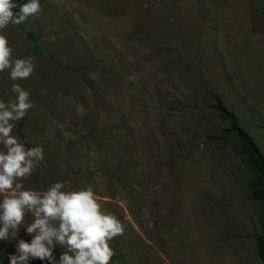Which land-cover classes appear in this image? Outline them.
<instances>
[{
  "label": "rangeland",
  "instance_id": "rangeland-1",
  "mask_svg": "<svg viewBox=\"0 0 264 264\" xmlns=\"http://www.w3.org/2000/svg\"><path fill=\"white\" fill-rule=\"evenodd\" d=\"M40 3L3 30L12 59L35 65L28 79L0 73V100L15 99L13 83L30 93L25 147L43 149L25 188L91 186L123 227L109 264H264L263 203L213 106L215 94L264 157V0ZM29 222L18 238L30 241ZM14 252L0 241V264Z\"/></svg>",
  "mask_w": 264,
  "mask_h": 264
},
{
  "label": "clouds",
  "instance_id": "clouds-1",
  "mask_svg": "<svg viewBox=\"0 0 264 264\" xmlns=\"http://www.w3.org/2000/svg\"><path fill=\"white\" fill-rule=\"evenodd\" d=\"M40 11V0L23 4L0 0V73L10 70L12 81L30 78L35 65L32 57L12 59L3 30ZM11 91L16 94L14 100H0V145L4 149L0 151V241L10 236L15 240V252L7 256L9 264H30L36 259L46 264H109L114 255L109 242L123 234V227L114 215L102 211L91 186L65 190L66 182H55L43 192L25 188L24 180L44 159L43 149L26 148L12 135L14 122L24 118L32 103L30 93L18 83L12 84ZM28 215L31 222L23 229L30 241L17 235ZM57 248L64 249L58 258Z\"/></svg>",
  "mask_w": 264,
  "mask_h": 264
},
{
  "label": "trees",
  "instance_id": "trees-1",
  "mask_svg": "<svg viewBox=\"0 0 264 264\" xmlns=\"http://www.w3.org/2000/svg\"><path fill=\"white\" fill-rule=\"evenodd\" d=\"M27 35L34 42L35 48H38L36 37L31 32H27ZM213 97L215 101L213 106L216 112L223 121L228 123V129L235 133L239 144L240 154L251 172V178L247 184L250 199L254 202L263 203V231L256 235L255 242L258 255L264 262V157L249 134L238 125L236 115L223 106L217 95L214 94ZM23 125L24 118L17 122V133L22 143L25 146H30L26 141V135L22 129Z\"/></svg>",
  "mask_w": 264,
  "mask_h": 264
}]
</instances>
